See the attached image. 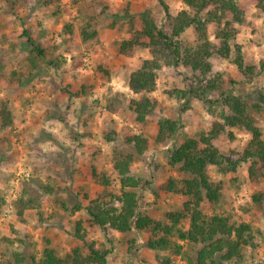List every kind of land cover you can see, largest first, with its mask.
<instances>
[{
	"label": "trees",
	"instance_id": "1",
	"mask_svg": "<svg viewBox=\"0 0 264 264\" xmlns=\"http://www.w3.org/2000/svg\"><path fill=\"white\" fill-rule=\"evenodd\" d=\"M1 1L10 2L12 9L16 3L26 4L28 0ZM81 1L71 0V3L81 11ZM156 1L164 16L161 23L147 11L132 14L126 6L125 15H115L113 18L116 19H112L110 25H118L119 28L123 25L125 28V36L118 43V53L131 56L137 47L149 53V57L142 59L138 67L124 78V86L137 96L128 99L127 108L133 113V122L139 127V132L126 134L122 142L133 148L137 155H142L151 140L159 145L173 139L179 129L178 121L173 118L160 116L151 139L144 128L148 117L157 108V100L152 95L157 72L162 68L181 67L187 70L190 76L186 78V85L165 90L164 94L170 99L185 101L183 111L190 107V102L199 101L209 114L210 124L207 130L196 129L193 135L182 130L180 142L167 150V163L175 175L166 178L163 190L181 197V205L157 217L146 210H138L137 190L148 186L149 181L134 175L133 153H118L116 146L112 147L110 171L99 169L94 164L86 166L89 178L98 187L93 197L83 192L82 199L87 201L86 204L74 191V202L69 208L67 201L58 194L69 193L70 186H61V179L50 177L47 173L49 166L46 169L41 163L32 167L30 179L45 173L43 180L35 179L38 189L52 195L54 204L61 211L74 215L83 210L89 223L105 235L112 232L125 235L132 230L147 232L143 244L153 251L156 264H248L246 247L251 258L256 255L258 246L253 227L241 215L234 213L235 200L226 192L231 187L238 191V178L232 177L225 184L220 179H213L209 168L213 167L220 175L227 176L238 174L241 165L247 164L252 186L264 177V86L256 85L253 94H246L241 89L233 91L232 87L226 86L223 73L213 66L214 61H227L244 77L241 82L253 83L256 69L246 63L243 48L236 41L239 25L244 22L250 3L242 5L239 0H182L186 8L171 12L167 0ZM252 1L255 8L264 11V0ZM39 3L42 9H51L50 17L62 15L61 0H40ZM93 17L92 14L81 19L77 26L82 42L96 35V30H91ZM189 28L194 31L192 42L182 38ZM73 30L74 24L65 21L64 34L72 36ZM21 35L26 38L28 46L26 59L30 68L36 70L39 62L46 61L50 55L49 47L38 42L29 29H22ZM46 62L59 67L57 61ZM260 68L264 69V61ZM96 69L103 79L109 80V71L102 64H98ZM17 79L21 84L18 72L13 70L10 81ZM238 82L231 77V83ZM91 89L92 86L83 84L73 97L88 96L92 93ZM13 119L10 106L2 101L0 130L12 127ZM236 130L245 131L249 139L241 148L236 145L230 147V156H227L216 141L225 138L233 142ZM115 137L116 132L111 131L104 139L111 142ZM73 139L76 140L77 136ZM25 165L29 168L28 164ZM59 167L60 164H56L52 168L58 173ZM68 177L72 180V171ZM4 204L1 198L0 205ZM15 207L16 214L22 217L25 209L39 208L40 203L37 199L25 200L23 195H19ZM263 207L264 191L257 189L252 192L250 202L239 205L238 209L244 215L259 212ZM50 215L52 219L55 212ZM71 223L73 229L68 232L69 248L64 252L45 238L40 251L27 250L28 247L15 250L0 260V264H107L111 249L103 242L87 237L83 220L78 218ZM1 238L13 244L8 237ZM21 241L24 243V240ZM132 242H135L134 239ZM178 256L185 258V262L176 261Z\"/></svg>",
	"mask_w": 264,
	"mask_h": 264
},
{
	"label": "rangeland",
	"instance_id": "2",
	"mask_svg": "<svg viewBox=\"0 0 264 264\" xmlns=\"http://www.w3.org/2000/svg\"><path fill=\"white\" fill-rule=\"evenodd\" d=\"M39 1L18 2L12 9L10 2H0V103L7 102L14 118L12 127L0 130V199L3 198L5 203L0 205V260L12 251L27 247V250L40 251L45 238L64 252L69 248L68 232L73 229L71 222L79 218L83 220L89 239L99 240L111 249L107 264H156L153 251L143 244L147 232L132 230L125 235L115 232L103 234L97 226L89 223L83 210L74 215L61 211L54 204L52 195L44 194L37 187L35 179L43 180L45 173L32 180L30 170L41 163L46 169L49 166L47 173L50 177L61 179V186H70L71 193L58 194L67 201L69 208L74 202V191L86 204L87 201L82 199L83 192L93 197L98 188L89 178L86 166L94 164L99 169L110 171L112 147L116 146L118 153H133L134 175L149 181L148 186L137 190L138 210H146L157 217L181 205V197L163 190L166 178L175 175L167 163V150L180 142L182 130L190 135L198 128L207 130L209 114L199 101L190 102V107L183 111L185 101L168 98L165 90L184 87L190 74L181 67L162 68L157 72L156 88L152 93L157 100V108L148 117L145 134L152 138L160 116L177 120L179 129L173 139L164 144L156 145L151 140L142 155L125 146L123 137L130 132L138 133L139 127L133 122V113L127 108L128 99L137 96L124 86V78L138 67L142 59L148 58L149 53L141 47H137L131 56L118 53V43L125 36V28L123 25L120 28L118 25L110 26L112 19H116L113 18L115 15H125L126 6L132 14L147 11L161 23L164 17L161 6L156 0H82L83 8L79 11L71 0H61L62 15L52 18L49 16L51 9H42ZM239 1L242 5L250 3V7L244 22L239 25L236 41L243 48L246 63L255 67L256 76L253 83L246 84L241 82L244 77L227 61H214L213 66L223 73L226 86L232 87L233 91L241 89L246 94H253L256 85L264 86V69L260 68L264 61V11L255 8L251 0ZM167 4L171 12L186 8L182 0H167ZM92 14L91 30H96V35L82 42L77 26L81 19ZM65 21L74 24L72 36L63 32ZM24 28L29 29L38 42L49 47L47 60L57 61L59 67L47 64L46 60L40 61L36 70L30 68L26 59V38L21 35ZM182 38L192 42L194 31L187 29ZM98 64L109 71L108 81L97 71ZM13 70L18 72L21 84L18 79L10 81ZM231 77L239 82L231 83ZM83 84L92 86V93L73 97V93ZM111 131H115L117 137L107 142L105 135ZM73 136H77V139L74 140ZM235 136L231 143L225 138L216 141L227 156H230V147L236 145L241 148L249 139L243 130H236ZM56 164H60L58 173L52 168ZM247 167V164H242L236 175L222 176L213 167L209 168V172L213 179H220L225 184L232 177L238 178V191L231 187L226 192L235 200L234 213L241 215L253 227L257 253L250 258L249 248L246 247L247 262L264 264V207L259 212L244 215L238 209L239 205L250 202L254 190L264 191V177L252 186ZM70 171L73 172L72 180L68 177ZM19 195H23L25 200L37 199L40 207L25 209L23 216L19 217L15 207ZM52 212H55V216L50 219ZM3 236L11 239L13 244L2 240ZM133 239L135 242H132ZM176 261L184 263L185 258L178 256Z\"/></svg>",
	"mask_w": 264,
	"mask_h": 264
}]
</instances>
